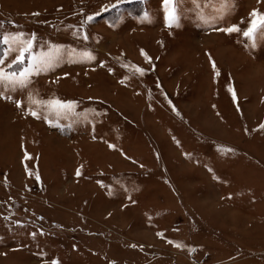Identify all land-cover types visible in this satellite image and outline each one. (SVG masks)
<instances>
[{
    "label": "rangeland",
    "instance_id": "rangeland-1",
    "mask_svg": "<svg viewBox=\"0 0 264 264\" xmlns=\"http://www.w3.org/2000/svg\"><path fill=\"white\" fill-rule=\"evenodd\" d=\"M253 11L264 0H0V37L35 36L33 55L60 57L23 90L0 85V264H192L193 251L264 264ZM15 55L5 46L0 67ZM29 93L74 110L37 119Z\"/></svg>",
    "mask_w": 264,
    "mask_h": 264
},
{
    "label": "snow or ice",
    "instance_id": "snow-or-ice-1",
    "mask_svg": "<svg viewBox=\"0 0 264 264\" xmlns=\"http://www.w3.org/2000/svg\"><path fill=\"white\" fill-rule=\"evenodd\" d=\"M228 0H222L224 6H227ZM169 0H165V4H168ZM112 7H117V4H113ZM107 10V8H105ZM254 19L251 21L250 26L248 29L243 33L245 37H248L250 40L253 41V46H255V34L257 29L259 28L261 33L264 34V15L258 14L256 11H253L251 14ZM89 20L92 17H88ZM166 21L168 22L169 26L176 21L175 12H169L166 15ZM221 31L231 33L235 31H239L236 26H231L227 28L221 29ZM35 40V36L31 38H24L23 33H17L15 35L5 34L0 37V44H3L8 47L9 50L14 48L16 55L11 63L8 65L9 70H5L4 67H0V85L4 86L5 88H10L11 90L15 91L17 89L23 90L28 87L29 83L31 82V77L34 74H38L40 71L45 70L47 68L52 67L54 64L59 62V49H52L48 53H40L38 55L32 54L33 49V42ZM141 54L144 55L145 60H149L150 58L141 50ZM28 56V65L27 67H23L19 72L12 71V65L20 63L23 64L25 56ZM89 59H91L90 54L85 53ZM5 61L0 59V65H3ZM215 70V65H213ZM137 72L143 75V69L137 68ZM123 83V81H121ZM231 91V89H230ZM4 99H11L9 96L4 95ZM233 100H236L235 94H233ZM16 106L19 108L21 107L22 101L17 100L15 101ZM33 105L36 106L34 109ZM75 107V102L73 101H62L58 98H50L47 101H42L39 99H35L31 93L28 95V112L27 114L40 119V112L36 109H43L46 113L44 118L48 119V114L54 115L57 118L67 117L69 116ZM51 123V122H50ZM259 128L264 130V124H260ZM113 145H109V148H112ZM79 169L76 172L77 176H80ZM230 198V197H229ZM42 234V233H41ZM35 235V233H33ZM169 243H172L169 241ZM177 247H181L177 245ZM51 264H59L57 260H52Z\"/></svg>",
    "mask_w": 264,
    "mask_h": 264
},
{
    "label": "built area",
    "instance_id": "built-area-1",
    "mask_svg": "<svg viewBox=\"0 0 264 264\" xmlns=\"http://www.w3.org/2000/svg\"><path fill=\"white\" fill-rule=\"evenodd\" d=\"M187 260H189L190 263L192 264H198L197 260V251H193L188 257Z\"/></svg>",
    "mask_w": 264,
    "mask_h": 264
},
{
    "label": "trees",
    "instance_id": "trees-1",
    "mask_svg": "<svg viewBox=\"0 0 264 264\" xmlns=\"http://www.w3.org/2000/svg\"><path fill=\"white\" fill-rule=\"evenodd\" d=\"M4 48H5V45L0 44V59H1L2 55H3Z\"/></svg>",
    "mask_w": 264,
    "mask_h": 264
}]
</instances>
